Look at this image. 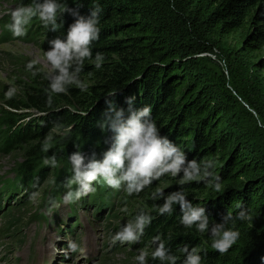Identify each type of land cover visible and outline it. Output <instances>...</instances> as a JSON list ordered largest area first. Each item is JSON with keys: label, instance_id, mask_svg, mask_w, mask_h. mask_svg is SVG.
Returning a JSON list of instances; mask_svg holds the SVG:
<instances>
[{"label": "trees", "instance_id": "16d2710c", "mask_svg": "<svg viewBox=\"0 0 264 264\" xmlns=\"http://www.w3.org/2000/svg\"><path fill=\"white\" fill-rule=\"evenodd\" d=\"M8 1L15 6L32 2ZM60 2L72 9L82 5L79 11L83 16H88L97 5L102 9L100 37L92 48L93 58L100 52L105 61L96 69L86 60L81 80L87 84V91L70 87L67 94L54 96L49 107L45 94L48 80L44 75L48 71L37 63L41 73L33 77L26 67L33 60L7 53L14 71L10 84L0 81V153L20 152L23 159L13 169L14 181L3 180L0 188L5 187L7 192L17 186L35 187L46 170L51 169L54 189L50 199L62 201L61 197L68 191L65 181L73 174L68 157L79 150L85 156L95 151L100 158L109 147L105 141L111 133L102 132L97 126L106 108L104 98L109 93H118L117 105L127 109L125 98L135 95V107L151 106L161 135L179 145L189 160L210 157L217 161L216 173L221 177L223 190L217 193L203 182H192L182 186L187 198L206 207L213 222H221V217L229 212L235 217L241 205L249 210L252 220L236 221L241 233L239 240L227 253H218L211 247L208 234L181 225L178 206L172 215L158 214L157 206L164 201L154 200L152 192L159 187L167 195L181 188L179 177L165 176L138 195L129 196L123 191L122 202L130 209V220L141 211L153 217L141 242L126 249L127 255L135 258L140 249H146L148 264H160L151 258L156 247L153 237L160 236L179 258L178 264L184 258L180 251L183 245L199 248L203 264H264V146L257 144L254 135L246 130L239 132L237 117L233 119L229 108L232 97L222 92L217 95L218 88L203 73L200 56L210 52L214 42L235 33L240 34L235 54L253 57L264 53V0ZM72 22L73 17L66 13L58 19L63 25L60 30L51 32L38 19H33L27 26V35L17 38L7 28L12 23L8 18L0 21V44L20 39L45 52L49 49L48 41L57 36L64 38ZM257 65L264 68V58ZM250 105L262 117L264 126L263 111ZM258 130L264 133V128ZM48 136L53 138V146L45 153L42 145ZM53 154L59 166H45L44 158ZM96 184L94 199L105 195L111 201L118 192L103 182ZM82 201L84 206L89 204V199ZM24 209L23 206L7 208L0 236L17 235L27 220H48L42 210L26 216ZM231 226L230 222L228 227Z\"/></svg>", "mask_w": 264, "mask_h": 264}, {"label": "clouds", "instance_id": "9594fccd", "mask_svg": "<svg viewBox=\"0 0 264 264\" xmlns=\"http://www.w3.org/2000/svg\"><path fill=\"white\" fill-rule=\"evenodd\" d=\"M81 7L82 5H78L72 9L60 0H32L30 4H20L10 12L12 23L7 25V28L13 37L17 38L27 35V26L33 19H38L43 27L51 32H57L63 26L58 23L61 16L67 13L73 17V22L67 27L66 36L49 40V49L44 52L50 67V71L44 74L48 80L45 94L49 107L53 105L54 96L67 94L70 87L75 86L82 92L87 91V84L81 80L86 60L91 61L96 69H100L105 61V56L100 52L93 58L92 48L100 37L102 9L97 5L88 16H83L79 11ZM36 65L37 61L33 60L26 66L33 77L41 73V69ZM117 94L109 93L104 98L106 108L101 113V119L97 121V126L102 132L111 133L105 141L109 147L100 158L95 151L85 156L79 150L68 157L73 174L65 181L68 191L63 196V203H77L94 192L93 185L100 182L132 196L143 192L165 176L179 177L180 190L165 195L164 191L157 187L152 192L154 200L164 201L162 205L157 206L158 214L172 215L178 206L181 225L185 228L195 227L199 233L208 234L211 237V247L220 254L227 253L241 235L236 228V221L252 220L249 210L241 205L235 217L229 212L221 217V222H213L207 208L190 201L182 187L192 182H203L206 188L221 192L223 184L221 177L216 173L217 161L210 157L200 161L189 160L179 145L161 135V130L152 117L151 106L136 108V96L132 95L125 98L127 109L119 107L115 101ZM52 140L51 136L45 138L43 152L51 150ZM43 164L53 168L59 166L55 154L46 156ZM49 203L52 205L50 213L53 208L59 207V204L51 199ZM152 219L151 214L141 211L112 236V242L122 245L139 243ZM230 222L232 226L228 227ZM153 244L156 245L151 252L153 260H158L160 264H178L179 258L170 252L160 236L153 237ZM68 248L77 251L78 244L69 241ZM180 251L184 254L182 264H203L199 248L183 245ZM148 256L146 249H140L135 260L137 264H148Z\"/></svg>", "mask_w": 264, "mask_h": 264}, {"label": "rangeland", "instance_id": "374dc122", "mask_svg": "<svg viewBox=\"0 0 264 264\" xmlns=\"http://www.w3.org/2000/svg\"><path fill=\"white\" fill-rule=\"evenodd\" d=\"M15 7L8 0H0V21L11 18L10 12ZM239 41L240 34L235 33L214 42L210 52L200 54L203 57V73L218 88V96L222 92L232 97L229 108L233 119L237 117L235 121L240 127L239 132L246 130L254 135L257 144L264 146V133L258 130L259 127L264 128L263 119L250 105L252 103L264 114V68L257 65L264 58V53L253 57L235 54L234 48ZM7 53L25 55L50 71L44 52L38 46L20 39L8 41L0 44V81L6 84H10L14 71ZM22 159L20 152L10 155L0 153V184L8 179L14 181L16 173L13 169ZM52 177L53 171L47 169L35 187L17 186L7 192L5 187L0 188L5 192V195L0 192V229L4 226V213L9 207L17 209L23 206L25 209L22 212L28 213L26 216L42 210L48 218L27 220L22 232L17 235L0 236V264H137L135 258L126 253V249H132L135 244L112 242V236L130 220V209L122 202L123 191L114 194L111 201L105 199V195L94 199L92 192L83 197L89 199L86 206L82 199L66 205L63 195L62 201L51 199L59 207L53 208L50 213L52 205L49 200L54 189ZM93 187L98 189L97 184ZM125 208L127 211H124ZM69 241L78 244L77 251L68 248Z\"/></svg>", "mask_w": 264, "mask_h": 264}, {"label": "bare ground", "instance_id": "6f19581e", "mask_svg": "<svg viewBox=\"0 0 264 264\" xmlns=\"http://www.w3.org/2000/svg\"><path fill=\"white\" fill-rule=\"evenodd\" d=\"M54 237V236H53ZM62 246V245H61ZM58 259V258H57Z\"/></svg>", "mask_w": 264, "mask_h": 264}]
</instances>
